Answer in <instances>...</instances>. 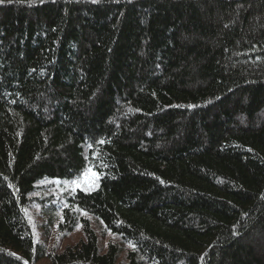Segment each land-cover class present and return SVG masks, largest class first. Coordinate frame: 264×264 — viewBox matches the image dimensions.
Returning <instances> with one entry per match:
<instances>
[{"label": "trees", "instance_id": "1", "mask_svg": "<svg viewBox=\"0 0 264 264\" xmlns=\"http://www.w3.org/2000/svg\"><path fill=\"white\" fill-rule=\"evenodd\" d=\"M0 264H264V0L0 4Z\"/></svg>", "mask_w": 264, "mask_h": 264}, {"label": "rangeland", "instance_id": "2", "mask_svg": "<svg viewBox=\"0 0 264 264\" xmlns=\"http://www.w3.org/2000/svg\"><path fill=\"white\" fill-rule=\"evenodd\" d=\"M87 181V180H86ZM90 181H87L86 183H82L81 185H86V184H88ZM74 237L75 236H72L70 239H74ZM117 238L115 237V238H113L112 236H110V235H108V234H104V235H101V239H100V242L101 243H103V244H105V243H107V242H109L110 240L111 241H115Z\"/></svg>", "mask_w": 264, "mask_h": 264}, {"label": "snow or ice", "instance_id": "3", "mask_svg": "<svg viewBox=\"0 0 264 264\" xmlns=\"http://www.w3.org/2000/svg\"><path fill=\"white\" fill-rule=\"evenodd\" d=\"M5 2V0H0V4H3ZM8 2H11V0H8ZM101 143H103V141H101Z\"/></svg>", "mask_w": 264, "mask_h": 264}]
</instances>
